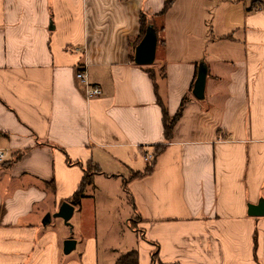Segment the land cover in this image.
<instances>
[{
	"label": "crops",
	"instance_id": "obj_1",
	"mask_svg": "<svg viewBox=\"0 0 264 264\" xmlns=\"http://www.w3.org/2000/svg\"><path fill=\"white\" fill-rule=\"evenodd\" d=\"M166 1L0 0V264L130 251L139 264H264V215L249 213L264 199V0H172L160 15ZM142 14L151 65L135 62ZM85 59L92 100L76 78ZM186 96L167 140L163 105L174 116ZM88 165L101 171L73 226L45 225Z\"/></svg>",
	"mask_w": 264,
	"mask_h": 264
},
{
	"label": "water",
	"instance_id": "obj_2",
	"mask_svg": "<svg viewBox=\"0 0 264 264\" xmlns=\"http://www.w3.org/2000/svg\"><path fill=\"white\" fill-rule=\"evenodd\" d=\"M158 43V36H156L155 29L149 27L147 29L144 38L138 44L135 49V62L137 64L151 65L155 61L156 58V48ZM196 82L193 89V94L196 98H204L205 97V87H206V70L200 69L198 76L196 78ZM74 204L71 202H63L60 206L59 210L56 211L52 216L51 214L45 215L46 217L43 220V223L46 225L51 222L52 217H61L64 219L65 224L71 226V218L73 217L74 212ZM249 213L252 216H261L264 215V199H261L257 205L250 204L249 205ZM64 245V253L70 254L76 248V241L71 239H66L63 243Z\"/></svg>",
	"mask_w": 264,
	"mask_h": 264
},
{
	"label": "trees",
	"instance_id": "obj_3",
	"mask_svg": "<svg viewBox=\"0 0 264 264\" xmlns=\"http://www.w3.org/2000/svg\"><path fill=\"white\" fill-rule=\"evenodd\" d=\"M172 0H167L166 4H165V8L164 10L160 13V15H163L166 13V11L170 8V4H171ZM140 22H141V33H140V38L139 41L137 43V45L141 42V40L144 38V35L147 32L148 26H149V22L146 18V16L144 14L141 15L140 17ZM150 76L153 78L154 74L152 72V70H150ZM189 101V97L186 96L184 97L180 107H179V111L177 112V114H175L174 116H170L168 110L164 107L163 105V109H164V118H163V123L165 125V138L167 140H170L173 136V131H174V127L176 125V122L181 118V116L184 113V107L187 104V102ZM158 149L156 150L155 153H157L159 151L160 145L157 146ZM72 162V161H70ZM152 166L150 165L147 170L145 172L142 173H135L132 175V177H138V176H142V174L144 173H149L152 171ZM85 171V175L82 179V182L80 184V188L78 189V191L70 198V200H68L69 202L75 204H80L82 199L84 198V196L86 195V187L90 184L93 183V176L94 174L98 173L100 170L99 166H95L93 167V165L89 166L84 170ZM154 258H153V264L156 263V259L157 256L156 254H153ZM115 264H139V257H138V252L137 251H130L128 253H125L121 256H119V258L116 260ZM158 264H163L162 262H159Z\"/></svg>",
	"mask_w": 264,
	"mask_h": 264
},
{
	"label": "built area",
	"instance_id": "obj_4",
	"mask_svg": "<svg viewBox=\"0 0 264 264\" xmlns=\"http://www.w3.org/2000/svg\"><path fill=\"white\" fill-rule=\"evenodd\" d=\"M82 50L85 52V48ZM77 68L76 78L78 83L84 87L85 97H87L88 100H92L100 96L102 94V87L96 82H91L86 59L83 60ZM3 157V152H0V160H3ZM145 158L146 160L151 161L154 158V155L146 154Z\"/></svg>",
	"mask_w": 264,
	"mask_h": 264
},
{
	"label": "rangeland",
	"instance_id": "obj_5",
	"mask_svg": "<svg viewBox=\"0 0 264 264\" xmlns=\"http://www.w3.org/2000/svg\"><path fill=\"white\" fill-rule=\"evenodd\" d=\"M71 226H73V222H71ZM70 228H71V227H70ZM70 230L73 231L72 228H71Z\"/></svg>",
	"mask_w": 264,
	"mask_h": 264
}]
</instances>
